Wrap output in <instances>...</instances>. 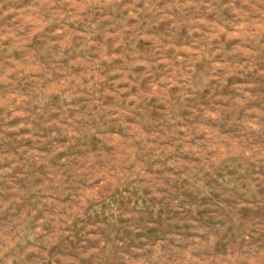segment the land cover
Masks as SVG:
<instances>
[{"label":"rangeland","instance_id":"374dc122","mask_svg":"<svg viewBox=\"0 0 264 264\" xmlns=\"http://www.w3.org/2000/svg\"><path fill=\"white\" fill-rule=\"evenodd\" d=\"M0 264H264V0H0Z\"/></svg>","mask_w":264,"mask_h":264}]
</instances>
